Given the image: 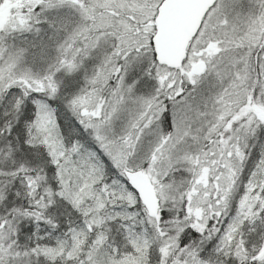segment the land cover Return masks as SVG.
I'll use <instances>...</instances> for the list:
<instances>
[{"label":"snow or ice","instance_id":"6c2138e0","mask_svg":"<svg viewBox=\"0 0 264 264\" xmlns=\"http://www.w3.org/2000/svg\"><path fill=\"white\" fill-rule=\"evenodd\" d=\"M0 264H264V0H0Z\"/></svg>","mask_w":264,"mask_h":264}]
</instances>
